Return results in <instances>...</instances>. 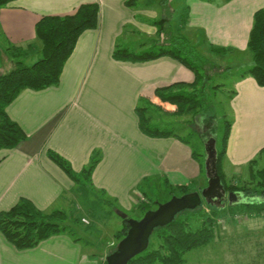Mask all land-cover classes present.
Returning <instances> with one entry per match:
<instances>
[{
  "label": "crops",
  "instance_id": "crops-1",
  "mask_svg": "<svg viewBox=\"0 0 264 264\" xmlns=\"http://www.w3.org/2000/svg\"><path fill=\"white\" fill-rule=\"evenodd\" d=\"M126 1L16 0L1 9L0 31L8 47L22 48L29 59L40 46L36 25L42 18L73 15L84 4L100 5L98 28L80 36L60 84L24 90L7 108L28 139L15 149L0 150V212L26 198L44 212L69 211L74 217L78 209L88 208L83 203L88 190L117 203L120 211H132L146 197L142 193L138 199L136 193L150 182L163 185V191L186 188L188 194L208 185L201 158L194 157L191 144L174 136L151 137L140 128L136 108L141 98L165 111H182L185 103L162 102L156 91L192 84L195 74L167 56L137 63L114 59L118 45L141 51L159 32L156 22L164 0H136L133 6ZM179 7V35L200 47L227 49L223 54L213 52L221 58L233 56L230 64L222 66L232 78V89L227 91L232 93L228 103L233 123L223 173L230 184H239L234 179L245 175L250 181V162L264 149V87L248 75L253 66L248 47L255 13L264 9V0H182ZM135 31L152 41L137 46L122 41ZM49 151L68 160L77 173L88 167L95 153L101 160L90 180L77 183ZM107 256L97 260L69 232L26 250L15 248L0 232V264H105Z\"/></svg>",
  "mask_w": 264,
  "mask_h": 264
},
{
  "label": "trees",
  "instance_id": "trees-1",
  "mask_svg": "<svg viewBox=\"0 0 264 264\" xmlns=\"http://www.w3.org/2000/svg\"><path fill=\"white\" fill-rule=\"evenodd\" d=\"M16 0H0L1 9L9 6ZM136 0H127L128 6H133ZM100 22V5L98 3L81 5L75 14L67 16H46L36 25V36L42 46L43 56L32 64H26L27 51L17 47H6L9 59L19 58L13 61V69L0 75V150L15 149L22 142L28 139L24 129L13 121L7 108L17 99V97L27 89L41 91L60 84L64 66L74 52L80 36L87 30L96 29ZM160 22H156L159 29L158 34L163 33ZM32 49L28 47L26 50ZM253 57V66L249 69L248 75L256 80L259 86L264 87V9L255 13L254 25L251 31L249 47ZM211 51L216 54H223L227 49L211 47ZM171 57L180 62L195 74L193 84L179 83L168 89L157 90L156 96L165 103L182 102L187 105L184 114L201 116V120L210 110V95L207 91V80L204 74L205 65L208 59L200 52L198 46L194 45L183 35H172L164 44L159 40H154L152 44L144 47L141 51H134L128 47L118 45L114 50L113 57L117 61L124 62H148L162 57ZM201 86V87H200ZM149 108L162 109L149 99L141 98L136 111L140 119L142 132L151 137H177L184 143L191 144L188 140L180 137L174 130L163 129L149 117ZM205 114V115H204ZM227 114L223 116L224 130L223 137H217V118L211 116L206 126V133L210 137L217 139L218 150V172L222 183L228 193L244 195L251 199H256L258 204H243V207L260 206L258 213H264V180L258 188L251 189L247 185L227 184L223 173V161L227 155L228 142L230 139L232 121L227 119ZM205 120V119H204ZM206 121V122H208ZM202 138H204L202 136ZM204 140V139H203ZM203 144V143H202ZM204 145V144H203ZM264 153V149L260 154ZM50 158L75 182L82 183L83 180H90L94 169L100 162L99 153H95L91 161L82 173L74 171L71 163L54 151H49ZM194 157L198 154L194 151ZM259 158L250 162V169L255 168ZM201 167L205 172L204 160H200ZM252 174V173H251ZM264 179V170L253 173ZM257 186V185H256ZM183 195L190 191L186 188H178ZM150 201L140 202L139 206L146 211L150 208ZM212 214L217 213V209L211 206ZM203 209L186 210L179 215L169 225L157 228L151 239L150 247L134 259L129 264H184V256L187 252L208 245L214 239L213 218H208L202 222L198 228H193V221L203 220ZM68 216L63 211L52 213L44 212L36 207L29 199L22 198L18 204L8 211L0 212V232L6 240L18 250L32 249L42 241L58 234L67 233L65 223ZM209 223V224H208ZM130 225L128 220L123 219V228L116 233V242L124 239ZM153 236H157L160 244L151 247ZM117 245L111 251H116ZM107 264V262L105 263Z\"/></svg>",
  "mask_w": 264,
  "mask_h": 264
},
{
  "label": "rangeland",
  "instance_id": "rangeland-1",
  "mask_svg": "<svg viewBox=\"0 0 264 264\" xmlns=\"http://www.w3.org/2000/svg\"><path fill=\"white\" fill-rule=\"evenodd\" d=\"M181 1L164 0L162 2L161 13L159 12L160 16L157 20L161 24L163 33L154 37L161 44L168 41L170 36L179 34L181 27L179 21L181 8L179 6ZM122 41L130 46H137L138 43L152 41V39H145L139 32L135 31L134 34L125 36ZM38 43L40 46L30 54L29 59H25L24 62L26 64H32L43 56L42 46L39 41ZM196 46H198L200 52L209 61L204 68V74L207 80L211 81L210 83L208 82V85L206 83L207 91L210 95V110L205 112L207 114L204 117L205 120H201V116L184 114L187 105L182 111H165L163 106L159 105L158 107L162 111L156 108H149L147 114L154 121V124H158L163 129L175 130L182 138L188 140L199 157L204 160L205 164L207 153L206 146L203 144L211 138L206 133L207 123L210 122L208 120L211 116H216L218 119L216 134L219 139L223 137V116L225 113L227 114V119L230 120L228 102L232 93L227 90L232 89L230 88L232 78L222 66L225 64L228 65V63L230 64L233 56L221 58L213 54L211 49H209V45ZM6 47H8V44L0 31V75L11 71L14 66L12 64L14 63L13 61L19 60V58L10 60L9 53L6 52ZM241 60H245V58ZM259 157L255 168H253L252 172L250 171V181L248 180V175H245L241 180L234 179L236 183H239L238 185H247L251 189L258 188L259 183L264 179L260 176H256L255 179L253 173L264 170V164H262L264 153ZM247 172L245 170L244 173L247 174ZM246 181L249 183H246ZM226 183L230 184L229 181H226ZM163 189V185H159L157 182H150L142 187V192L139 191L136 193V198L139 199L142 193L145 194L146 197L144 198H148L150 201V208L156 210L159 204L166 203L175 196H184L180 191H171L170 189L163 191ZM85 197L87 198L83 200V203L88 207L87 209H78L76 211L77 213H74V217L69 214V211H63L68 216L65 226L69 234L75 236L81 242L82 246L86 248V251L93 252L97 260H101L108 253V256L111 255V251L115 245L118 246L119 244L114 237V234L123 228V219L119 213L126 214L130 219L141 220L148 211L140 206L134 207L132 211H120L117 203H110L105 196L97 192H91L90 190H88ZM243 197L244 199L240 203L231 205V202L228 200L226 201L225 207H215L219 211L214 213V215L210 209L212 208L211 205L209 208V204L203 199L202 204L198 208H202L206 216L201 221H193L192 227L198 228L203 221L211 217L214 220L213 228L215 237L208 245L187 252L184 256V264H264V215L252 216L255 212L258 213L257 211H259L260 206L243 207L242 205L258 204L259 202L247 196ZM138 202L140 201L138 200ZM52 212L54 211L48 213ZM159 244L160 241L157 236H153L151 247H157Z\"/></svg>",
  "mask_w": 264,
  "mask_h": 264
},
{
  "label": "water",
  "instance_id": "water-1",
  "mask_svg": "<svg viewBox=\"0 0 264 264\" xmlns=\"http://www.w3.org/2000/svg\"><path fill=\"white\" fill-rule=\"evenodd\" d=\"M206 146L205 172L208 185L201 193L194 192L182 197L175 196L170 201L158 205L156 210L148 211L141 220L130 219L126 214L119 213L122 219L128 220L130 229L122 239L117 250L107 257V264H129V262L145 252L150 245V239L157 228L171 224L180 213L198 208L203 199L214 207H225L226 201L231 205L240 197L228 193L218 172L217 139L210 138Z\"/></svg>",
  "mask_w": 264,
  "mask_h": 264
},
{
  "label": "built area",
  "instance_id": "built-area-1",
  "mask_svg": "<svg viewBox=\"0 0 264 264\" xmlns=\"http://www.w3.org/2000/svg\"><path fill=\"white\" fill-rule=\"evenodd\" d=\"M140 202H146V199L144 197L140 198ZM86 222V220H84Z\"/></svg>",
  "mask_w": 264,
  "mask_h": 264
}]
</instances>
